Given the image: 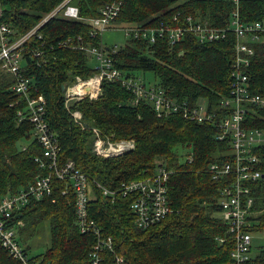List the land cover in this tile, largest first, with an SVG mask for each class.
<instances>
[{"label":"trees","instance_id":"1","mask_svg":"<svg viewBox=\"0 0 264 264\" xmlns=\"http://www.w3.org/2000/svg\"><path fill=\"white\" fill-rule=\"evenodd\" d=\"M62 1L0 0L1 21L15 35H20ZM108 1L72 2L81 16L94 17ZM232 8L229 0H186L178 4L174 0H122L116 22L155 24L161 19L169 20L173 12L179 11L200 16L212 25L225 26ZM239 11L244 22L264 23V0H242ZM89 29L90 24L84 21L51 18L40 29L43 40L27 42L28 47L40 46L43 55L32 58L28 50L23 54L24 75L30 79L32 89L45 96L47 120L62 148L59 157L72 158L92 178L110 187L152 174L159 165H164L170 171L167 186L173 207L158 222L141 228L130 208L133 195L118 193L112 200L93 185L89 214L103 233L112 235L117 251L124 256V264H228L233 242L217 215L219 189L224 179H213L208 165L229 155V142L216 137V128L211 123L190 120L175 111L157 115L149 99L135 102L133 92L118 81L103 79L97 97L84 96L66 102L63 85L71 84L76 76L86 79L97 70L89 64L93 56L61 47L58 41L81 35L84 41L95 43L97 38L89 37ZM233 45L232 33L226 39L209 42H199L192 34H186L174 45L166 37H159L155 43L129 38L110 55L125 76L141 81L136 71L150 72L152 84L163 88L168 96L193 104L215 105L228 91ZM253 46L255 54L248 74L252 89L264 96V37ZM13 81L0 68V199L25 188L45 173L35 160L42 149L33 124L26 115H19L24 102L12 89ZM70 109L80 110L86 125L75 122ZM244 125L264 127V107L251 105ZM94 127L101 137L132 138L134 146L118 155H99L93 151ZM31 134V141L19 143V139ZM184 148L190 150L191 158L181 160L179 151ZM259 153V168L264 173V146ZM63 185L62 180L53 178L52 197L31 198L13 214L12 221L15 226H21V220L48 221L50 242L40 256L48 264H89L88 251L95 235L79 231L72 195L61 192ZM250 186L253 208L262 209L254 218L259 221L256 227L261 228L264 177ZM256 227L251 225L249 229ZM221 237L224 239L220 240ZM0 264H20L1 242ZM243 264H264V247Z\"/></svg>","mask_w":264,"mask_h":264},{"label":"built area","instance_id":"2","mask_svg":"<svg viewBox=\"0 0 264 264\" xmlns=\"http://www.w3.org/2000/svg\"><path fill=\"white\" fill-rule=\"evenodd\" d=\"M72 1L63 0L37 24L20 35H15L13 29L1 21L0 6V68L14 78L12 89L24 102L19 115H26L33 124L42 149V153L35 160L45 169V173L33 183L17 192L7 193L0 199V242L20 264H48L45 260L27 254L16 237L12 216L31 198L38 200L52 197L53 178L63 181V194L72 195L79 231L95 235V241L88 251L89 264H105L107 260V264H124L125 260L123 254L117 251L112 235L103 233L101 226L89 214L88 202L93 197V185L112 200L118 193L133 195L130 208L137 226L141 228L158 222L173 211L167 186L170 171L164 165H159L152 174L123 180L117 186L110 187L92 178L72 158L59 157L62 148L47 120L45 96L32 89L30 79L23 73L22 64L25 50H28L32 58L43 55L40 46L28 47L27 42L43 40L40 29L49 19L60 17L69 21L83 20L78 7ZM229 1L233 8L228 24L216 26L200 16L179 11L173 12L169 20L161 19L155 24H119L116 19L122 8V0H109L99 8L98 15L88 19L89 37L97 38L95 43L86 42L81 35H77L59 40L58 45L84 51L97 61L94 75L86 79L76 76L71 84L63 85L66 102L84 96L97 97L103 79L118 81L133 92L135 102L149 99L157 115L179 112L187 119L211 123L216 128V137L220 140L227 139L230 144L229 155L225 159L210 162L208 171L213 179H224L219 189V213L233 242L228 264H243L249 259L253 241L249 228L253 220L254 196L251 194L250 185L262 176L259 149L264 146V127L244 125L251 105L264 107V96L252 89L248 69L255 54L253 44L261 42L264 37V23L258 20L242 21L239 11L242 0ZM109 29H121L128 39L146 40L150 43H155L159 37H166L172 45L186 34H192L199 42H209L226 39L232 33L234 45L227 93L215 105H206L203 102L193 104L168 96L159 86L123 75L110 55L116 47L109 50L102 42L103 33ZM71 114L77 117L80 116V111L74 110ZM102 141H95V150L105 156L120 154L124 149L133 146L132 140L127 139L104 144ZM187 158H191V155L188 154ZM52 200L54 201V197Z\"/></svg>","mask_w":264,"mask_h":264},{"label":"rangeland","instance_id":"3","mask_svg":"<svg viewBox=\"0 0 264 264\" xmlns=\"http://www.w3.org/2000/svg\"><path fill=\"white\" fill-rule=\"evenodd\" d=\"M178 1L182 2L181 0H178ZM127 39H128L127 36L121 29H109L105 31L102 35V42L105 47L115 46L116 48H118L119 46L123 45L127 41ZM89 64L92 66V68L96 67V64H97L96 59L92 57L89 61ZM136 75L141 79V81L146 82V84H152L154 82L153 74L150 72L145 73L141 71H136ZM67 106L69 107V105ZM74 110H78V109H70V114ZM71 116L74 119V121L80 124L81 126L86 125V123H84L82 120L81 112H80V116L76 117L72 114ZM92 130L96 134L94 138V142H93V151H95L99 155H102V154L98 153L95 150V141L97 139L103 140L102 141L103 144L108 143V141H119L121 139H127V140H132V143L134 146V140L132 138H121V139L113 140L110 138L101 137L99 131L95 127ZM32 138H33L32 134L29 137H22L21 139H19V143L26 144L29 141H31ZM133 146H130L127 149H124V151L131 149ZM179 153L181 155L180 159L186 160L188 154H190V150L188 148H184V149H181ZM118 154L119 153L114 154V155H118ZM109 156H113V155H109ZM253 209H254V212L252 215L253 220L251 223H252V226L254 225L256 227L259 224V221L255 220L254 218L258 217L259 212L262 211V209H255V208ZM217 215H220V213L217 212ZM20 223H21V226L16 225V237L19 243L26 249L27 254L30 257L40 258L41 254L45 253L46 247L49 245V242H50V228L48 225V221L47 220L40 221V219L35 218L33 221H31L30 219H28L27 221L21 220ZM251 233L253 235V241H252L249 254L250 256H254V254L257 253L261 247H264V221H263V226L261 228L256 227L254 230H251Z\"/></svg>","mask_w":264,"mask_h":264},{"label":"crops","instance_id":"4","mask_svg":"<svg viewBox=\"0 0 264 264\" xmlns=\"http://www.w3.org/2000/svg\"><path fill=\"white\" fill-rule=\"evenodd\" d=\"M177 4L178 3H181V2H179L178 0H174ZM182 2H184V1H186V0H181ZM95 17V16H94ZM82 18H83V20H81V21H84V22H87L88 23V19L89 18H91V17H83L82 16ZM90 24V23H89ZM108 49H109V47H107ZM88 54V53H87ZM92 56V55H91Z\"/></svg>","mask_w":264,"mask_h":264},{"label":"water","instance_id":"5","mask_svg":"<svg viewBox=\"0 0 264 264\" xmlns=\"http://www.w3.org/2000/svg\"><path fill=\"white\" fill-rule=\"evenodd\" d=\"M262 177H264V173H262Z\"/></svg>","mask_w":264,"mask_h":264}]
</instances>
